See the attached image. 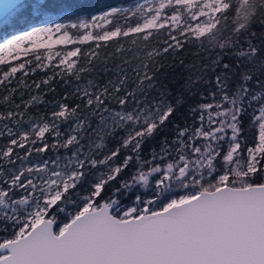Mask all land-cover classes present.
Segmentation results:
<instances>
[{"label":"snow or ice","instance_id":"1","mask_svg":"<svg viewBox=\"0 0 264 264\" xmlns=\"http://www.w3.org/2000/svg\"><path fill=\"white\" fill-rule=\"evenodd\" d=\"M0 33V264H264V0L90 18L0 0ZM189 47L199 63L180 58ZM28 56L52 75L29 84L33 61L12 64ZM56 78L71 92L45 101Z\"/></svg>","mask_w":264,"mask_h":264},{"label":"trees","instance_id":"2","mask_svg":"<svg viewBox=\"0 0 264 264\" xmlns=\"http://www.w3.org/2000/svg\"><path fill=\"white\" fill-rule=\"evenodd\" d=\"M137 1L139 0H52L54 5L60 6L63 4H71L73 5L77 11L79 12L80 15H82L84 18H89L91 15L101 12L103 11L106 6L108 5H112V6H120V7H131L132 5H134ZM62 20V21H68V22H73L76 21L77 17L76 15H67V16H53V18L51 20ZM41 22H47L44 20L41 21H32L31 23L28 24H38ZM24 25L26 24H21L19 28L17 29H22L24 27ZM256 30L259 31L260 28L257 26ZM126 46H127V42L125 41ZM83 51H88L89 50V45H83L81 46ZM98 52H100L102 55L104 53L110 52L111 49H107V48H100L97 49ZM195 52V48L194 47H189L180 58H183L185 60L186 63H192L193 61L199 63L200 60L198 58H196L193 53ZM202 56L206 55V53H202ZM115 62H119V61H115ZM168 62L172 63V58L169 57L168 58ZM206 62V61H205ZM112 62L109 63V67H112ZM131 75V73H130ZM186 75L185 72H183L181 70V68L177 65V67L173 70V69H169L168 73H167V81L170 83V86L173 87V91H176L179 88V85L183 82V78ZM39 76L37 74L31 76V79H37ZM163 79V77H161ZM104 80L101 79L100 83H103ZM52 87H54L56 89V91L53 92H47V94L44 96L45 101H55V100H59L63 97L64 93L71 92V88L70 87H65V85L63 84L62 81H60L59 78H56L53 82H52ZM43 88V87H42ZM199 99V97H191L189 96L188 99V103L189 104H194L197 102V100ZM72 97L69 96V102H71ZM46 106L45 105H40L39 106V111L40 112H44L46 111ZM33 111H35V109H33ZM186 111V108H185ZM251 117L250 116H246L244 117V124L246 129L249 126V122H250ZM190 122V121H189ZM255 132V129H252L251 131H246L245 135L248 138V141L250 142L253 138V134ZM4 140L0 139V144H3Z\"/></svg>","mask_w":264,"mask_h":264},{"label":"rangeland","instance_id":"3","mask_svg":"<svg viewBox=\"0 0 264 264\" xmlns=\"http://www.w3.org/2000/svg\"><path fill=\"white\" fill-rule=\"evenodd\" d=\"M144 0H139L137 1L134 5H132L131 7H134L136 4L138 3H143ZM100 12L98 13H95L93 15H98ZM92 16V15H91ZM90 16V17H91ZM89 17V18H90ZM51 23H73V22H76V21H73V22H68V21H62V20H59V19H56V20H51L50 21ZM49 21L47 22H41V23H38V24H26L24 25V27L22 29H16L15 32L16 33H19L20 31H28V30H31L32 27L34 26H48V24L50 23ZM11 31V30H10ZM3 38H6L5 35L3 33H0V40H2ZM31 59L33 62L32 64H29V65H26V69L28 70V76L24 77V79L29 83V84H32L33 81H41L43 79H45L48 75H52V72L50 69L48 70H42V69H36L35 73L33 74V72L31 71V69L35 66V60L32 56H28V57H21L20 60H16V61H12V64H18L20 62H23L24 60H29ZM9 68V65H0V74H2L3 71H6L8 70ZM37 74L39 77L35 80V79H31V76ZM22 74L21 73H17V78H19ZM15 84V80L13 82ZM44 88V86H42ZM3 95H7V93L4 91L3 88H0V96H3ZM16 100L17 102H19V96L16 97ZM8 108L6 105H2L0 104V112H4V111H7ZM3 126V122H0V127Z\"/></svg>","mask_w":264,"mask_h":264}]
</instances>
